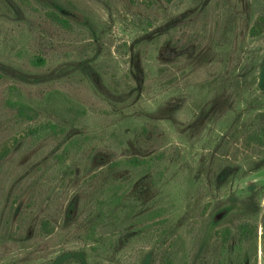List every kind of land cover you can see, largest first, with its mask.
<instances>
[{"label": "rangeland", "instance_id": "1", "mask_svg": "<svg viewBox=\"0 0 264 264\" xmlns=\"http://www.w3.org/2000/svg\"><path fill=\"white\" fill-rule=\"evenodd\" d=\"M260 16L264 0H0V264H50L94 224L91 264H219L216 230L241 220L264 264ZM11 86L34 103L62 92L34 122L65 133L11 145L29 124ZM159 154L150 173L114 165Z\"/></svg>", "mask_w": 264, "mask_h": 264}, {"label": "trees", "instance_id": "2", "mask_svg": "<svg viewBox=\"0 0 264 264\" xmlns=\"http://www.w3.org/2000/svg\"><path fill=\"white\" fill-rule=\"evenodd\" d=\"M21 1L27 2V0ZM50 17L54 22H57L66 28H71L70 22L59 14L51 12ZM263 26L264 17L260 16L256 25L251 28L252 35L258 34ZM30 62L32 65L39 67L45 64V59L41 56H32ZM260 85L264 89V57L261 65ZM9 89L12 94L6 98L7 105L16 111V115L21 122L29 123L23 130L22 134L19 137L14 138L11 145L18 143L21 138L28 139L34 144L47 137L58 136L65 133V125L53 119H44L34 122L39 115V107H48L55 112L61 109L62 92L58 90L48 92L41 100H36V103H34L28 101L24 97L19 87L11 86ZM250 137L257 143H264V113L261 114L260 126L250 134ZM11 147L12 146H9L7 143L1 147L0 160L9 154ZM159 156L160 154L155 158L153 157L152 160H148L145 157L134 155L119 160L114 165L123 164L129 169H140L142 173H150L154 167L153 162L159 159ZM162 177L163 172L161 171L159 174L152 175L151 180L156 184L162 179ZM233 224L234 225H225L216 230V238L217 242H219V253L221 255L218 263L248 264L250 258L247 253L249 252L248 250L250 247L257 246L259 226L257 222L250 220H241L233 222ZM96 228L97 227L94 224L85 236V246L60 252L50 264H91L87 247H89V245L92 247ZM54 229V225L49 219L43 218L41 220L40 233L42 235L52 234ZM149 258L150 254H147L140 264H149ZM163 260H165L166 264L171 263V260L167 257H164Z\"/></svg>", "mask_w": 264, "mask_h": 264}]
</instances>
